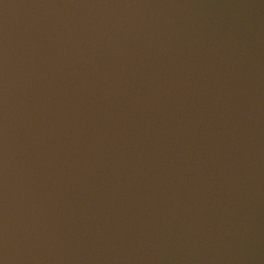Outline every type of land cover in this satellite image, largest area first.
Listing matches in <instances>:
<instances>
[{
  "label": "clouds",
  "instance_id": "1",
  "mask_svg": "<svg viewBox=\"0 0 264 264\" xmlns=\"http://www.w3.org/2000/svg\"><path fill=\"white\" fill-rule=\"evenodd\" d=\"M194 7L0 0V264L242 250L264 197V59L250 20Z\"/></svg>",
  "mask_w": 264,
  "mask_h": 264
},
{
  "label": "water",
  "instance_id": "2",
  "mask_svg": "<svg viewBox=\"0 0 264 264\" xmlns=\"http://www.w3.org/2000/svg\"><path fill=\"white\" fill-rule=\"evenodd\" d=\"M153 2H173L192 4L191 11L216 20L244 17L251 22L252 34L259 53L264 59V6L260 0H153ZM218 264H264V197L261 198L251 234L241 251Z\"/></svg>",
  "mask_w": 264,
  "mask_h": 264
}]
</instances>
